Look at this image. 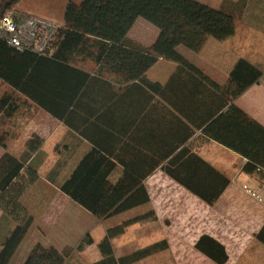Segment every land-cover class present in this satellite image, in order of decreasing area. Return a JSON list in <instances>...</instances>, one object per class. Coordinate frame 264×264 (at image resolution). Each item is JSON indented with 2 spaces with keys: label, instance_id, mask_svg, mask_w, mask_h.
I'll return each instance as SVG.
<instances>
[{
  "label": "crops",
  "instance_id": "0c3cea01",
  "mask_svg": "<svg viewBox=\"0 0 264 264\" xmlns=\"http://www.w3.org/2000/svg\"><path fill=\"white\" fill-rule=\"evenodd\" d=\"M198 1L216 8L221 5V0ZM66 6L67 0H22L15 10L21 15L50 18L63 27ZM138 21L139 18L129 31L130 40L152 45L159 36V28L152 31ZM237 32L223 41L211 42L209 38L200 52L179 48L188 62L221 86L220 89L185 65L163 58H158L143 74L132 77L129 68L140 62L135 57L131 61V52H127L125 59L105 52L96 60L95 47L89 45L88 50L79 52L83 36L75 31L67 32L55 47L54 56L61 64L45 61L38 66L44 80L50 78L49 84L56 85L50 89L61 95V102L50 103L56 110L40 105L9 85L11 95L18 102L10 101L13 113L8 119L11 130L7 133V150L22 158L31 137L37 135L43 140L23 169L38 176L25 197L30 209L36 203L39 205L38 215L35 214L34 225L13 256L12 264H23L38 243L29 244L21 259L14 262L31 230L56 225L63 213L70 214L63 225L69 221L75 223L74 229L83 237L98 227V218L88 225L76 222L79 214L88 210L61 189L78 167L96 179L97 183L92 185L112 186L122 178L127 185L138 186L142 180L150 199L151 188L167 178L200 201L214 202L208 206L224 218L225 228L230 225L228 220L240 212L241 227L253 226V239L234 252H241L235 264H241L240 260L250 249L255 254L251 264H264V170L245 172V158L204 133L212 114L219 112L222 97L226 98L224 87L237 61L244 58L261 69L244 53ZM121 46L115 47H128ZM259 84L261 80L235 100L258 121L252 108L254 102L248 108L246 97L252 98ZM5 151L0 145V156ZM261 230L263 239L257 237ZM220 241L229 253V264L234 253H230V243Z\"/></svg>",
  "mask_w": 264,
  "mask_h": 264
},
{
  "label": "trees",
  "instance_id": "16d2710c",
  "mask_svg": "<svg viewBox=\"0 0 264 264\" xmlns=\"http://www.w3.org/2000/svg\"><path fill=\"white\" fill-rule=\"evenodd\" d=\"M20 1L0 0V17L7 10L15 9ZM245 2L225 0L222 6L216 8L198 0H83L80 3L67 0L65 25L60 28L58 43L67 32L75 31L83 36L79 52L88 50L89 45L95 47L93 52H96V60L101 59L105 52L107 55L114 53L122 59L127 57V52H131V61L135 57L140 62V65L129 68L132 77L143 74L158 58H163L185 65L209 81L211 86L220 89L221 86L188 62L179 47L200 52L209 38L223 41L234 36L238 21L236 11ZM140 17L160 30L159 36L150 46L130 40L128 36ZM121 45H128L129 48L116 49L115 46ZM122 54L124 56H120ZM45 61L54 62L56 66L61 64L54 54L43 56L27 50L21 51L0 37V86L12 85L40 105L56 110L50 103L61 102V95L56 89H50L56 86L49 84L50 78L44 80L42 68L38 66ZM55 72L59 73L58 69ZM263 75L260 68L240 58L224 87L226 98L222 97L219 112L212 114L204 128V133L211 139L246 159L243 170L248 173L264 170V124L237 105L235 100L252 85L259 83ZM11 99L18 102V98L11 93L4 92L0 96V115L8 119L13 113ZM42 144L43 140L34 135L27 143L25 155L18 158L7 150L6 139H0V145L6 149L0 156V209L15 223L11 234L0 245V264H12L13 256L36 220L35 214L25 203V197L38 176L35 172L23 169L27 159ZM89 175L78 167L61 189L99 220H106L150 202L142 180L138 186H130L125 183V179L120 178L114 185L105 187L92 185L97 181ZM213 204L208 202V205ZM147 218L148 214L136 215L119 225L108 226L105 236L98 243L102 257L94 264H132L168 247L167 240L163 239L130 254L116 256L112 239L125 233L131 224ZM257 237L263 239L262 230ZM82 243H94L93 236L87 233ZM195 247L216 264H226L229 260L226 246L212 235L202 234ZM66 251L39 242L33 246L23 264H65L68 258Z\"/></svg>",
  "mask_w": 264,
  "mask_h": 264
},
{
  "label": "rangeland",
  "instance_id": "374dc122",
  "mask_svg": "<svg viewBox=\"0 0 264 264\" xmlns=\"http://www.w3.org/2000/svg\"><path fill=\"white\" fill-rule=\"evenodd\" d=\"M207 1L216 3V0ZM228 1L236 2L237 0ZM221 2L220 6L224 4L225 0H221ZM236 13L238 14L237 34L241 39V47L246 55L254 59L264 73V0H246L245 5L243 7L240 5ZM138 24H144L152 31L158 30L156 25L143 17L139 18ZM210 40L218 42L213 38ZM180 47L187 49L183 46ZM4 92L11 93V90L2 85L0 86V96ZM246 102L248 108L251 102H254L252 106L254 113L264 123V75L261 84L254 88L252 98L247 96ZM5 117L0 115V139L4 137L9 141L7 133L11 130V122L8 117ZM166 179H161L159 186L151 188L152 198L149 204L140 205L106 220H100L98 227L91 234L95 239V244H90L91 246L86 243L81 244V239L85 235L81 236L74 229L75 223L69 221L63 225L70 218L67 217L70 214L66 212L57 220L56 225H43L40 231L38 229L31 230L32 233L27 236L23 250L18 253L14 262L21 259L23 251L29 244L43 242L45 245H53L60 250L66 249L68 258L65 264H94L102 257L98 243L107 232L105 227L119 225L126 219L142 214H148V218L131 224L125 233L112 239L116 256L130 254L163 239L167 240L168 247L132 264H216L195 247V243L202 234H209L218 240L230 243V253H234L253 239L251 234L253 226L241 227L242 220L238 210L235 209L239 213L232 216L230 221L228 220L230 225L225 228L224 225L227 222L224 218H220L208 204ZM31 207V211L37 216L39 205L36 203ZM85 212H82L83 214L78 212L80 214L76 222L88 225L97 220V216L86 210ZM242 216L243 219L246 218L245 214ZM55 222L56 220L52 224ZM14 227L15 223L12 218L0 209V245L4 237L11 234ZM240 255L241 252L232 254L229 264H235ZM254 257L255 254L250 249L240 262L241 264H251V259Z\"/></svg>",
  "mask_w": 264,
  "mask_h": 264
},
{
  "label": "built area",
  "instance_id": "2783aa9c",
  "mask_svg": "<svg viewBox=\"0 0 264 264\" xmlns=\"http://www.w3.org/2000/svg\"><path fill=\"white\" fill-rule=\"evenodd\" d=\"M60 28V24L50 18L34 14L21 15L14 8L0 17L1 38L15 49L43 56H53L60 38ZM247 191L259 196L251 189Z\"/></svg>",
  "mask_w": 264,
  "mask_h": 264
}]
</instances>
